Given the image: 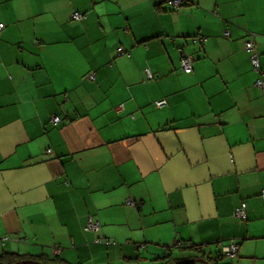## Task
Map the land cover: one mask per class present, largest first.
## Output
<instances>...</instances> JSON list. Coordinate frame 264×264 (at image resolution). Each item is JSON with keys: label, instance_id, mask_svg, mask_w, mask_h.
<instances>
[{"label": "crops", "instance_id": "obj_1", "mask_svg": "<svg viewBox=\"0 0 264 264\" xmlns=\"http://www.w3.org/2000/svg\"><path fill=\"white\" fill-rule=\"evenodd\" d=\"M180 1L0 0V255L164 264L176 240L201 249L177 261L235 240L221 264H264V95L244 45L257 34L264 69V0Z\"/></svg>", "mask_w": 264, "mask_h": 264}, {"label": "trees", "instance_id": "obj_2", "mask_svg": "<svg viewBox=\"0 0 264 264\" xmlns=\"http://www.w3.org/2000/svg\"><path fill=\"white\" fill-rule=\"evenodd\" d=\"M171 1V0H170ZM175 1H177V0H173V2H175ZM182 5V4H181ZM230 36V33H227V34H225L224 35V37L225 38H227V37H229ZM205 40H207L206 38H204L203 40H202V42H200V43H203ZM251 43L252 45H253V48H254V52L257 54V56H258V60H259V68L258 69H256L257 67L253 64V62H252V54L251 53H249L248 51H247V43ZM244 45H245V50H246V52L248 53V55H249V58H250V63H251V66H252V70H253V72L256 74V76H257V78H256V80H255V82H254V86L257 88V89H259V90H261V92L263 93V95H264V89L262 88V87H260V86H258V85H256L257 84V81L260 79H262L263 81H264V69L262 68V64H261V60H260V54H259V51H258V49H257V34H255V33H253V32H247V34H246V38H245V40H244ZM120 49V48H119ZM119 49H118V54L120 55V53H119ZM124 49V48H123ZM180 53H181V56H182V59H181V66H182V63H183V61L184 60H187V59H190L191 61H192V63H193V65H192V68H194V58L192 57V56H188V55H186V54H184L183 53V50L182 49H180ZM181 69V68H180ZM193 70L194 69H192L191 70V74L193 73ZM190 74V73H189ZM153 76V75H152ZM263 76V77H262ZM149 80H154V76L150 79L149 78ZM156 105V103L154 104V106ZM156 107V106H155ZM59 118V117H58ZM60 119V118H59ZM62 122V120H60V122L58 123V124H53L52 122V124L54 125V126H58L60 123ZM127 205H129V206H132V207H134V206H136L137 204H136V202H132V201H128V203H127ZM235 213V212H234ZM94 221V220H93ZM94 222H96V221H94ZM99 223V222H98ZM99 226H100V224H99ZM100 228H101V226H100ZM100 230V229H99ZM94 233H98L99 231H94V230H92ZM96 242H97V244H100V245H103V246H106L107 245V242H109V240H102L100 237L96 240ZM185 242L184 241H182V240H176L175 241V243L174 244H171V245H168L167 246V250L166 251H168V252H170V253H168V254H164L163 256H161V258H157V259H155V261H157L158 259H160L161 261H162V263H164V264H176V263H178V262H180V261H177V259H175L174 257H173V250H175V249H182V251H184V252H191V251H193V252H201V249L199 248V247H197V246H194V245H192V244H184ZM239 245H240V243H238ZM109 246H112V245H109ZM60 251H62V249L60 248ZM61 253V252H60ZM55 254L54 253V251L52 252V254H53V256H55V258H59L60 257V255L61 254ZM165 253V252H164ZM167 253V252H166ZM16 255H8V254H2V255H0V261H3V260H5V259H7V258H9V260L7 261V264H16V263H18V262H22V261H25V260H20V261H17L16 260ZM41 257V256H40ZM13 258V259H12ZM200 258H208V261L209 262H211L212 264H221L220 263V261L221 260H224V259H228V258H225L223 255H222V252H221V244H220V255L218 256V257H216L215 259L216 260H218V261H216V260H214V259H212V257H206V256H204V255H201L200 256ZM42 257L41 258H38L37 257V259H36V261L35 262H37L38 261V263H39V261H42ZM55 260V259H54ZM54 260H52V262H54ZM229 260H233V259H229ZM27 261V260H26ZM1 264H4V263H2L1 262ZM39 264H41V263H39ZM223 264H230V263H223Z\"/></svg>", "mask_w": 264, "mask_h": 264}, {"label": "built area", "instance_id": "obj_3", "mask_svg": "<svg viewBox=\"0 0 264 264\" xmlns=\"http://www.w3.org/2000/svg\"><path fill=\"white\" fill-rule=\"evenodd\" d=\"M172 4H173V9L174 10H178L180 8V6H181V1L177 0L175 2H172ZM85 17L86 16L84 14H81L79 12H75L72 15V19L75 20V21H82V20L85 19ZM4 29H5V25L3 23H0V33ZM247 51L252 54V62L257 67L256 69H258L259 68L258 56L254 52L253 45L250 42L247 43ZM121 52H123V48L119 49V53H121ZM192 64L193 63H192V61L190 59L184 60L183 63H182L183 67L186 69L187 72H190L192 70ZM152 77H153L152 74L148 72V78L151 79ZM256 85H258V86H260V87H262L264 89V81L262 79L261 80L259 79L257 81ZM164 102L165 101L158 102V103H156V106L160 108V106L163 105ZM59 122H60V119L58 117L52 118V123L53 124L56 125ZM261 198L264 201V189L261 192ZM234 217L237 220H239L240 222L248 221V207H247V204L245 202H242L240 204V206L235 210ZM88 225H89V228L92 229V230H94V229L99 227V223L98 222H94L92 219L89 220ZM94 227H96V228H94ZM6 240H8V239H6ZM108 244H109V242H107V245ZM239 251H240V246H239L238 242L235 241V240H231L228 244L221 245V252H222V255L225 258L234 259L239 254ZM59 253H60V250H56L55 251V254H59Z\"/></svg>", "mask_w": 264, "mask_h": 264}, {"label": "water", "instance_id": "obj_4", "mask_svg": "<svg viewBox=\"0 0 264 264\" xmlns=\"http://www.w3.org/2000/svg\"><path fill=\"white\" fill-rule=\"evenodd\" d=\"M212 259L216 260L215 258H212ZM216 261H218V260H216ZM211 262L208 261V258L193 257V258H189V259L184 260V261H180L176 264H212ZM16 264H39V263L35 262V261H22V262H18Z\"/></svg>", "mask_w": 264, "mask_h": 264}, {"label": "rangeland", "instance_id": "obj_5", "mask_svg": "<svg viewBox=\"0 0 264 264\" xmlns=\"http://www.w3.org/2000/svg\"><path fill=\"white\" fill-rule=\"evenodd\" d=\"M172 4V3H171ZM171 7H173V4L171 5ZM202 40H203V38H200V39H193V41L194 42H202ZM128 54V52L127 51H125L124 49H123V52H121L120 53V55H127ZM193 65V64H192ZM192 69H194V68H192ZM181 71L183 72V73H185V74H191V71L190 72H187L186 71V69L183 67V65L181 66ZM161 101H165L164 102V104L163 105H161L160 106V108L159 107H157L156 105V107L157 108H159V109H161V108H163V107H165L166 105H167V101L165 100V99H163V100H161ZM161 101H158V102H161ZM158 102H156V103H158ZM94 228H96V227H94ZM99 229H100V226L98 227V228H96V229H94L95 231H99ZM92 230V229H91ZM108 245H112V246H116V245H118V243L117 242H115V241H109V244ZM188 254H192V255H195V254H193V253H188Z\"/></svg>", "mask_w": 264, "mask_h": 264}]
</instances>
